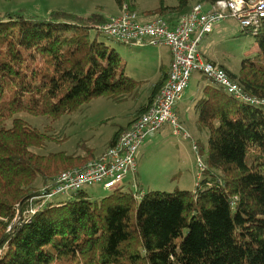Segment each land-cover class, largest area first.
<instances>
[{"label": "trees", "instance_id": "16d2710c", "mask_svg": "<svg viewBox=\"0 0 264 264\" xmlns=\"http://www.w3.org/2000/svg\"><path fill=\"white\" fill-rule=\"evenodd\" d=\"M177 1L147 12L174 24L195 4L216 0ZM105 21L97 11L0 12V264H264V107L215 85L205 86L195 104L209 133L196 190L138 194L121 186L99 200L85 190L64 202L36 198L38 178L48 184L95 156L84 145V156L35 153L52 138L49 127L40 130L23 116L56 122L93 98L121 100L141 85L126 74L121 54L99 39ZM243 30L255 36L262 59L245 58L238 75L229 73L264 98V21L257 33ZM31 204L39 205L34 213Z\"/></svg>", "mask_w": 264, "mask_h": 264}, {"label": "rangeland", "instance_id": "374dc122", "mask_svg": "<svg viewBox=\"0 0 264 264\" xmlns=\"http://www.w3.org/2000/svg\"><path fill=\"white\" fill-rule=\"evenodd\" d=\"M177 2V0H132L124 4L136 12L139 21H147L165 17L152 15L147 11L161 3L176 5ZM206 2L202 3L205 9H208ZM124 4L119 5L115 0H0V12L3 14L20 12L43 17L57 9H65L78 15H89L97 11L108 20L113 15L122 14ZM243 29L235 18L218 22L211 33L202 37L199 47L201 53L205 58L222 63V66L238 75L243 59L250 58L259 62L262 59L255 36ZM99 39L121 54L122 62L126 66V74L141 81L139 89L124 95L121 100L109 96L93 98L56 122H51L45 116L30 114L23 116L32 126L40 130L49 127L48 133L52 138L46 141L44 147L33 148L35 153L84 156L87 153L82 147L84 145L93 150L94 156L99 158L110 148L109 143L115 134L121 131V135L128 123L137 119L138 110L148 102L154 84L160 80L162 57L167 53V46L163 44L138 46L123 43L103 33L99 35ZM207 85L217 86L200 73L194 72L182 98L177 102L176 110L183 132H187L190 137L175 134L170 124H166L153 135H148L136 155L138 173H132L124 181V189L138 194L152 190L172 192L176 188L196 190L200 168L198 153L193 145L198 144V152H201L199 155L205 163L209 133L198 124L195 104ZM40 179L38 178L36 182L38 187L44 186ZM84 190L92 200H99L113 191L106 188L103 182L88 185ZM73 193L60 194L52 201L70 200ZM43 200L40 203H43Z\"/></svg>", "mask_w": 264, "mask_h": 264}, {"label": "built area", "instance_id": "2783aa9c", "mask_svg": "<svg viewBox=\"0 0 264 264\" xmlns=\"http://www.w3.org/2000/svg\"><path fill=\"white\" fill-rule=\"evenodd\" d=\"M207 4L208 9L202 2L195 4L190 13L181 16L174 24L165 17L139 21L136 12L124 4L121 15H113L99 26L103 34L122 42L138 46L166 45L172 56L168 79L147 113L137 118L107 152L83 166L60 173L42 186V194L37 199L53 200L60 194L84 190L97 182H103L106 188L114 190L123 186L130 174L138 173L136 155L148 135L170 124L175 134L189 137L187 132H183L176 107L194 72L239 101L264 107V98L248 94L227 68L205 58L199 49L202 37L211 33L215 24L228 18L237 19L243 28L257 33L264 21V0H216ZM193 147L198 150L196 143ZM198 162V179H201L207 166L199 155ZM38 208L39 205L31 204L28 212L34 213Z\"/></svg>", "mask_w": 264, "mask_h": 264}, {"label": "crops", "instance_id": "0c3cea01", "mask_svg": "<svg viewBox=\"0 0 264 264\" xmlns=\"http://www.w3.org/2000/svg\"><path fill=\"white\" fill-rule=\"evenodd\" d=\"M145 18H148V17H145ZM210 60L214 61L213 59H210ZM171 61H172L171 52H170L169 48L167 47V53L165 54L164 57H162V64H161V71H160V73H161L160 79L163 77V75H164V73L166 71H169L170 70ZM220 64L223 65L222 63H220Z\"/></svg>", "mask_w": 264, "mask_h": 264}, {"label": "bare ground", "instance_id": "6f19581e", "mask_svg": "<svg viewBox=\"0 0 264 264\" xmlns=\"http://www.w3.org/2000/svg\"><path fill=\"white\" fill-rule=\"evenodd\" d=\"M147 111H148V110H146L145 113H147ZM123 132H124V131H123ZM123 132H122V133H123ZM122 133H121V134H122ZM189 137H190V136H189ZM110 148H111V147H110ZM101 156H102V155H101ZM96 158H97V157H95V158H93V159H91V160H94V159H96ZM91 160H89V161H91ZM89 161H88V162H89Z\"/></svg>", "mask_w": 264, "mask_h": 264}]
</instances>
